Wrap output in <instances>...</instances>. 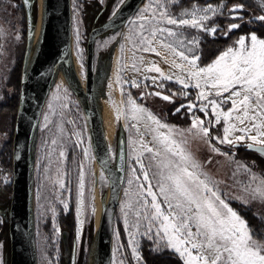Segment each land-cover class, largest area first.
Returning a JSON list of instances; mask_svg holds the SVG:
<instances>
[{
	"label": "rangeland",
	"instance_id": "rangeland-1",
	"mask_svg": "<svg viewBox=\"0 0 264 264\" xmlns=\"http://www.w3.org/2000/svg\"><path fill=\"white\" fill-rule=\"evenodd\" d=\"M127 1L70 0L72 55L78 66L80 77H77L76 83L80 88L85 89L86 41L88 34L93 28L101 26L113 17ZM179 1L143 0L135 13L122 27L98 37L93 45L94 98L96 106L100 107V111L105 112L108 126L114 131L112 142L108 146L113 166H115L116 162L119 139L123 137L126 142L125 175L114 214L110 264H127L122 237L125 239L132 264H143L142 258L137 261L133 257V247L136 244H138L136 250L140 257V248L143 242L152 250L156 248L155 243L144 235H136L135 241L130 244L132 237H130L129 232L136 234L137 229L132 227V225L136 223L137 218L134 208L126 206L135 205L137 194L141 191L139 185L143 181V176L139 171L136 157H140L145 165L148 164L150 154L145 151L144 145L146 144L153 148L160 147L153 138L158 133L169 135L171 139L181 144L182 148L200 165V171L213 182L219 192L224 194L223 198L229 202L231 207L232 203H236L251 209L254 216L264 220V202L258 199L251 200L242 191L243 187L249 184L252 175L258 178L261 177L256 170V164L259 165L258 161L252 158L249 155L250 152L246 150L238 153L236 151H228V146L230 145L221 144L215 139H211V137H217L216 134L210 132V137L206 138L195 129L188 131L193 118L198 117L205 121L204 126L208 127L209 130H211L210 127L221 124L220 131L222 133L224 127L222 118L217 123L210 107L207 109L209 113L207 117L203 112L199 111V106L206 103V101L198 100V93L204 90L205 94L208 95L209 91L214 92V90H205L203 79L200 80L201 88H196L195 84L197 81L188 78V62L181 60L171 48L162 46L158 40H153L151 45V47L156 49L155 52H145L139 44L141 37L140 24L144 22L140 19L141 15L150 19L155 14V20H151L150 26L159 23L160 27L171 28L181 33L182 39L185 41V49L192 48L198 57L199 44L197 47L188 44L187 41L193 37L200 41L204 35L210 38H220V41L223 42L216 47L214 52L217 55L211 61L212 63L230 46H234L241 36H247L239 34L236 38L228 39L230 34L227 37L223 34L228 26L231 23L250 24L254 17L264 15V0H242L243 3H235L229 8L242 4L244 6L243 11L231 14L229 8L225 10L224 2L204 5L194 3L175 12L173 8L179 4ZM245 3L249 6L245 5ZM194 5L197 8H204L208 5L217 8L216 14L208 13L211 19L206 22L209 28L216 27L218 29L215 36L197 28H177L176 26L168 25L166 22L167 16L160 15L162 12H167L168 15L175 19H191L192 17L186 16L185 13L193 11ZM221 5H223L222 10L219 7ZM20 8L21 3L19 0H0V104L5 100L6 94H11L14 91L10 87L11 69L17 60L21 58V55L24 54L25 56L26 52V43L22 40L23 30L26 28L23 27ZM99 8H101L100 14H98ZM230 15L243 16V21L238 22L239 19L233 20ZM257 22L261 24L259 21ZM237 30H233L231 33ZM143 35H148V33L145 32ZM17 36L19 37L18 39ZM149 38L151 39V37ZM173 39L169 37V40ZM235 47L239 48V45H235ZM186 55L191 57L193 52L186 51ZM198 61L199 59L197 60V66L202 67ZM175 64H179L181 67L176 68ZM153 66L159 67L165 76L172 77V79H163L160 77V73L149 71L148 69ZM153 78H157L156 83L153 82ZM177 78L185 80L190 86L184 89L183 85L177 82ZM102 79L104 80L103 82ZM133 82L139 86L133 87ZM160 83L163 84V88L166 84H173L181 90V93L184 92L188 95V90H191L196 94L197 103L190 101L181 103L183 105H188L189 103L196 105L191 111L187 107L184 108L186 113L190 115L188 128L175 127L160 120V115H164L169 106L176 101V96H172V93L175 92L162 90L163 88L158 86ZM156 92H160L163 95L171 94L172 102L164 101L161 97L154 95ZM224 95L225 97L227 96V94ZM180 97L182 99L184 96L180 95ZM209 98L221 99L214 95H210ZM230 108V102L224 103L217 108V112L228 111ZM137 109H143L144 111H137ZM149 113L168 127L159 128L154 121L148 119ZM45 116L48 117L47 120H45ZM8 117L3 112L0 113L1 208H6L11 195L4 190L10 186L11 191L12 182V138L14 126L11 118L9 119ZM110 118L112 119L110 120ZM209 118L213 119L212 122H209ZM101 122H104V119ZM248 127H251V125L249 124ZM246 135H256V131L253 130ZM53 140H56L55 144L52 143ZM9 141L11 142L10 173L7 168L8 160L5 157V150ZM240 144L242 146L239 148L244 149V146L249 143L242 142ZM213 149H216V151ZM231 149L237 150L238 148L231 146ZM61 152H64V156L60 155ZM239 165L245 167H239ZM81 167L84 178V197L83 206L79 214V220L82 221V224L78 225L77 207ZM133 168L137 169L135 174L132 172ZM245 168L250 171L246 172ZM31 173V219L36 264H61L65 237L59 225V216L70 209H73L75 214V261L77 263L81 254L88 249L90 230L94 236L93 243L96 240L95 214L97 207H99L98 205L102 208L108 199L109 185L102 169L95 161L87 122L67 82H55L42 109L36 130ZM45 176H48L49 179H45ZM136 176H140V180H137ZM130 179L133 181L132 184L128 183ZM57 181H62L64 187L61 188ZM236 197H245L251 202L242 204ZM65 203L68 204L67 210L64 207ZM125 211L129 213L130 227L128 231H126L124 224ZM140 223L142 227L139 231L143 233L149 222L141 220ZM78 228L80 229L79 240ZM56 229H59V231L57 232ZM153 231L155 232V227H153ZM117 233H119L118 238ZM7 237L8 226L7 233L4 230H0V264L9 263V241ZM175 255L178 256V254Z\"/></svg>",
	"mask_w": 264,
	"mask_h": 264
},
{
	"label": "snow or ice",
	"instance_id": "snow-or-ice-1",
	"mask_svg": "<svg viewBox=\"0 0 264 264\" xmlns=\"http://www.w3.org/2000/svg\"><path fill=\"white\" fill-rule=\"evenodd\" d=\"M24 3L28 5L30 0H24ZM219 7L222 10L223 5ZM243 8L242 4H238L233 6L229 12L230 14L242 12ZM145 11L147 10L145 9ZM209 12L216 14L217 8L212 5L197 8L194 5L193 11L185 13L186 16H191V19H175L167 12H162L160 15L167 16L168 25L177 28H197L215 36L218 29L216 27L209 28L206 23L211 19L208 16ZM230 18L243 20V16L230 15ZM140 19L144 21L140 24L141 37L139 40L143 51L155 52L156 49L151 45L153 40H158L162 46L171 48L181 60L188 62V78L197 81L196 88H201L200 80L203 79L204 89L214 90V92L209 91L208 95L204 90L198 93V100L206 101L199 106V111L207 117L209 115L207 109L210 107L212 114L216 117V122L219 123L222 118L227 125L223 129V137L217 136L211 137V139L233 147L245 140L253 142L247 144L249 149L253 148V144L264 146V39H260L254 32L248 36H241L235 42L239 48H236L235 45L230 46L212 64L207 67H198L199 57L195 55L192 48L185 49V41L182 39L181 33L171 28L160 27L159 23L150 26L151 20H155V14L150 19L141 15ZM257 21L264 24V15L256 16L250 22ZM240 27L241 24L231 23L223 34L227 37L233 30ZM145 32L148 35H143ZM169 37L174 39L169 40ZM187 43L198 47L199 41L193 37ZM186 51L193 52V55L189 57L186 55ZM175 67L180 68L181 65L175 64ZM148 70L160 73V77L163 79H172V77L165 76L157 66ZM153 82L156 83L157 78H153ZM177 82L182 84L184 89L190 86L180 78H177ZM132 86L138 87L139 85L133 82ZM158 86L163 88L162 83ZM225 93H227L226 97ZM154 95L161 97L164 101L172 102V97L169 95H162L160 92H156ZM176 95L177 93H172V96ZM180 95L186 96L187 93L182 92ZM210 95L221 99H210ZM229 102L231 108L228 111L217 112V108L221 104ZM185 107L191 111L196 105L181 104L175 111L179 113ZM137 111L144 110L137 109ZM47 119L48 117L45 116V120ZM148 119L154 121L159 128L168 127L150 113ZM230 121H236L238 124L230 123ZM249 124L251 127H248ZM204 125V120L194 117L188 131L195 129L208 138L210 130ZM253 130L256 131V135H246ZM236 131L242 134L231 139V134ZM153 138L160 147L153 148L144 145L145 151L150 154L148 164L145 165L140 157H136L143 181L139 185L141 191L137 194L135 205L126 206L134 208L137 218L136 223L132 225L137 229L136 234L129 232L132 237L130 244L135 241L136 235H144L155 243V251L178 254L183 264H264V241L255 238V233L250 229L245 219L230 206L229 202L223 198L224 194L219 192L213 182L200 171V165L182 148L181 144L171 139L169 135L158 133ZM52 143L55 144L56 140H53ZM213 150L216 151V149ZM260 150L264 152V148ZM60 155L64 156V152H61ZM239 167L245 166L239 165ZM245 171L250 170L245 168ZM132 172L135 174L137 169L133 168ZM45 179H49V177L45 176ZM136 179L140 180V176H136ZM57 182L61 188L64 187L62 181ZM132 182L131 179L128 181L129 184ZM79 189L78 225L82 224L79 214L84 197L82 167ZM242 191L251 200L258 199L264 202V177L258 178L252 175L249 184L244 186ZM236 199L240 200L242 204L251 202L245 197H236ZM64 207L67 210L68 204L65 203ZM128 216L129 213L125 211L126 231L130 227ZM141 220L149 222L143 233L139 231L142 227ZM2 223L3 221L0 220V224ZM153 227H155V232ZM56 230L59 231V229ZM79 234L80 229L78 228V240ZM116 235L118 238L119 233ZM137 247L138 244L133 247L132 254L139 261L141 257L136 250Z\"/></svg>",
	"mask_w": 264,
	"mask_h": 264
},
{
	"label": "water",
	"instance_id": "water-1",
	"mask_svg": "<svg viewBox=\"0 0 264 264\" xmlns=\"http://www.w3.org/2000/svg\"><path fill=\"white\" fill-rule=\"evenodd\" d=\"M143 0H128L120 10L101 26L93 28L86 41L85 89L69 82L71 92L78 101L89 128L93 155L108 181V199L102 206L95 251L97 256L105 252L103 264H110L114 214L120 198L126 164V142L119 139L115 166L110 160L102 123L94 98V59L95 40L122 27L135 13ZM26 15V52L20 78L19 100L15 116L12 138V182L9 208L0 210L7 218L9 263L36 264L35 245L32 229V161L36 130L46 99L52 90L61 65L67 64L71 56V7L70 0H44L43 25L40 42L33 64L26 74L28 44L34 36L32 25V2L22 0ZM231 9V8H229ZM163 95V94H162ZM242 145L236 144L233 148ZM264 146L253 144L244 150L255 153L264 159ZM75 246L71 252L70 264H75Z\"/></svg>",
	"mask_w": 264,
	"mask_h": 264
},
{
	"label": "trees",
	"instance_id": "trees-1",
	"mask_svg": "<svg viewBox=\"0 0 264 264\" xmlns=\"http://www.w3.org/2000/svg\"><path fill=\"white\" fill-rule=\"evenodd\" d=\"M21 3V18L23 27L26 28V15H25V9L22 3V0H19ZM32 2V25L35 22L36 17V0H30ZM217 2H224L225 3V10H228L229 7H231L235 3L242 2V0H180L179 4L173 8V10L176 12L180 9L186 8L190 6L191 4L197 3L199 5L204 4H210V3H217ZM243 3V2H242ZM245 5L249 6L245 3ZM251 9V8H250ZM98 10V9H97ZM101 8H99L98 14H100ZM221 22V21H220ZM25 23V24H24ZM250 24H241V27L238 28V30L234 33H230L228 39L230 38H236L239 36V34L243 35H249L251 33H255L259 38L264 39V24H259L258 22ZM97 24V21H96ZM24 29V28H23ZM25 31L23 30L22 40L26 43L25 39ZM223 42V41H222ZM220 41V38H210L207 35H204L201 40L199 41V65L204 67L211 63V61L216 57V53L214 52L216 47L219 44H222ZM24 54L21 55V58L17 60L16 64L11 69L10 73V81L11 85L10 87L13 88V92L11 94H6L5 100L3 103L0 104V113L3 112L5 115L9 116L8 118L13 121L14 126V120L16 116L17 106H18V100H19V86H20V78L21 73L23 69V62H24ZM166 92L174 91L177 93L176 95V101L169 106V108L164 112V115H160V120L175 126V127H181V128H188L190 125V115L186 113V110L183 108L179 113L175 112L176 108L180 106L181 103H185L187 101H190L192 103L196 102V94L188 90V95L180 97L181 90L177 87H175L173 84H166L164 88L162 89ZM201 117V116H200ZM212 118H209V122H212ZM220 126L210 127V132L212 134H216L217 136L221 137V131ZM228 151H236L237 153L239 151H244L242 148H238L237 150L231 149V146H228ZM227 151V150H226ZM6 158H7V168L9 173L11 172V142L9 141L8 146L5 150ZM252 158H254L256 161H258L259 165L256 164V170L259 173L261 177H264V159H262L260 156L256 155L255 153L250 152L249 154ZM2 165V164H1ZM9 195L11 194L10 186L6 189H4ZM232 207L240 213V215L245 219L247 224L250 226V229L255 233V238L258 240L264 241V220H262L259 217H256L253 215V212L251 209H248L246 207H242L236 203L231 204ZM9 208V204H7L6 208H1V211L7 212ZM0 219L3 221L2 224H0V230H4L5 233H7V218L1 216ZM59 225L61 227L62 234L65 237V243L64 248L62 247V259L61 264H69L70 258H71V252L73 250V247L76 244V232H75V214L73 209H70L66 213H61L59 216ZM8 239V237H7ZM93 240V232L89 233V240H88V249L85 253H82L78 262L76 264H88V257H89V249L91 247ZM122 243L124 247V251L126 253V262L127 264H132L131 257L128 251V248L125 243V239L122 237ZM7 248H8V241H7ZM141 258L143 261V264H183L182 261L178 258L177 255H175L172 252H156L152 250L150 247L147 246L145 242L142 243L141 248Z\"/></svg>",
	"mask_w": 264,
	"mask_h": 264
},
{
	"label": "bare ground",
	"instance_id": "bare-ground-1",
	"mask_svg": "<svg viewBox=\"0 0 264 264\" xmlns=\"http://www.w3.org/2000/svg\"><path fill=\"white\" fill-rule=\"evenodd\" d=\"M35 3H36V17H35V22L33 24L34 36L28 44V57H27V63H26V67H25L26 74H28V72H29V70L33 64V61H34V58H35V55H36V52L38 49V45L40 42L41 33H42L44 0H36ZM78 76H79L78 66H77V63H76L73 55H72V47H71L70 61H69V63L61 65L58 68V70L56 72V77H57L56 82H59V81L62 83L67 82V84L69 82H71V83L75 84L76 86H78L76 83ZM103 81L104 80L102 79V82ZM99 108L97 106V110H98L100 120L102 121V119H104V122H101V123H102L104 136L106 138L107 146H109V144L112 142V139L114 136V131L112 128H110L108 126V120H106V118H105V112L100 111ZM111 119L112 118H110V120ZM98 206L99 207H97L96 214H95V221H94V227H95L96 232H97V229L99 226V222L101 219V213H102L101 206L100 205H98ZM93 239H94V236H93ZM92 244H91L92 247H90L91 250L89 251L90 254L88 257V264H103L102 259L104 258L105 252H102L101 256H97L96 251H95V241L93 243V240H92Z\"/></svg>",
	"mask_w": 264,
	"mask_h": 264
},
{
	"label": "crops",
	"instance_id": "crops-1",
	"mask_svg": "<svg viewBox=\"0 0 264 264\" xmlns=\"http://www.w3.org/2000/svg\"><path fill=\"white\" fill-rule=\"evenodd\" d=\"M214 62V61H213ZM212 62V63H213ZM212 63H210V64H212ZM209 64V65H210ZM208 66V65H207ZM206 66V67H207ZM225 94H227V93H225ZM230 123H237L238 124V122H236V121H230ZM223 125H224V127L225 126H227L226 124H225V122L223 121ZM224 127H223V129H224ZM223 129H222V133H221V137H223V135H224V132H223ZM251 133V132H250ZM242 133H240V132H238V131H236V132H233L232 134H231V136H230V138L231 139H234L235 138V136H237V135H241ZM244 142H247V143H253L252 141H250V140H245ZM242 143V142H241ZM225 144H227V143H225Z\"/></svg>",
	"mask_w": 264,
	"mask_h": 264
},
{
	"label": "flooded vegetation",
	"instance_id": "flooded-vegetation-1",
	"mask_svg": "<svg viewBox=\"0 0 264 264\" xmlns=\"http://www.w3.org/2000/svg\"><path fill=\"white\" fill-rule=\"evenodd\" d=\"M243 20H238V22H242ZM167 95H169V96H171V94H169V93H167ZM228 153H230V152H228ZM0 217H1V215H0ZM75 257H76V254H75ZM70 264V263H69ZM75 264H76V261H75Z\"/></svg>",
	"mask_w": 264,
	"mask_h": 264
}]
</instances>
